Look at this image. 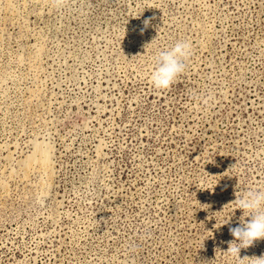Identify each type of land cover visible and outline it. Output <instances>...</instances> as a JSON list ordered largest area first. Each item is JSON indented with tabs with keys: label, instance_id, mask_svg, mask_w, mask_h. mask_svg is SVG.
I'll list each match as a JSON object with an SVG mask.
<instances>
[{
	"label": "rangeland",
	"instance_id": "374dc122",
	"mask_svg": "<svg viewBox=\"0 0 264 264\" xmlns=\"http://www.w3.org/2000/svg\"><path fill=\"white\" fill-rule=\"evenodd\" d=\"M253 187L264 0H0V264H238L227 204Z\"/></svg>",
	"mask_w": 264,
	"mask_h": 264
},
{
	"label": "clouds",
	"instance_id": "9594fccd",
	"mask_svg": "<svg viewBox=\"0 0 264 264\" xmlns=\"http://www.w3.org/2000/svg\"><path fill=\"white\" fill-rule=\"evenodd\" d=\"M144 24L147 26L149 21L145 20ZM190 56L191 44L186 41H178L172 47L160 51L155 57L156 66L149 77L152 86L158 90L169 89L185 72L186 61ZM234 196L235 200L227 205H235L236 210L242 212L243 219H240L239 226L229 228L234 239L228 242L229 247L225 253L238 264H264V254L259 257L240 256L242 249L251 248L257 241L264 240V187L235 190Z\"/></svg>",
	"mask_w": 264,
	"mask_h": 264
},
{
	"label": "bare ground",
	"instance_id": "6f19581e",
	"mask_svg": "<svg viewBox=\"0 0 264 264\" xmlns=\"http://www.w3.org/2000/svg\"><path fill=\"white\" fill-rule=\"evenodd\" d=\"M37 146V145H36ZM45 146V145H44ZM45 147H47V146H45ZM34 148H36V147H34ZM38 149V148H37ZM37 149H36V151H37ZM40 149H41V147H40ZM45 149V148H44ZM34 150V149H33ZM46 150V149H45ZM45 150H39V157H38V160L41 162V164L44 162V160H45ZM35 153V152H34ZM33 154V153H32ZM31 154V155H32ZM37 154V153H36ZM34 156H37V155H34ZM34 158H36V157H34ZM47 158H48V156H47ZM28 159V158H27ZM32 160H34L33 158H29V161L31 162ZM36 160V162L38 161L37 159H35ZM47 160V159H46ZM28 161V160H27ZM38 161V162H39ZM30 162H28V163H30ZM46 162V161H45ZM45 162H44V166L42 165V167H45V165H47L48 164V162L45 164ZM27 163V162H26ZM27 165H29V164H27ZM40 165V164H39ZM31 166V165H30ZM48 166V165H47ZM27 167V166H26ZM50 167V166H49ZM27 170H28V168H26Z\"/></svg>",
	"mask_w": 264,
	"mask_h": 264
}]
</instances>
